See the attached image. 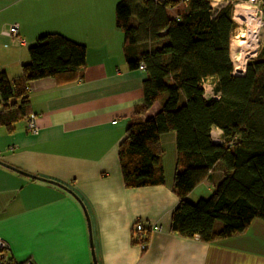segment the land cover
<instances>
[{"label":"crops","instance_id":"obj_1","mask_svg":"<svg viewBox=\"0 0 264 264\" xmlns=\"http://www.w3.org/2000/svg\"><path fill=\"white\" fill-rule=\"evenodd\" d=\"M120 0H0V72L13 79L30 61L38 38L59 33L87 49L83 77L69 84L53 78L29 83L31 115L13 132L0 126V160L69 189L33 179L0 164V238L13 263L35 264H264V221L254 219L247 232L206 243L170 232L178 204L172 190L176 166H166L165 184L127 189L118 148L143 101V69H131L141 45H127L116 26ZM19 25L20 43L10 34ZM157 101L143 118L161 108ZM222 136V135H221ZM176 151V134L160 136ZM217 163L207 186L211 193L223 177ZM190 201V200H189ZM150 232L146 249L135 244L134 224Z\"/></svg>","mask_w":264,"mask_h":264},{"label":"trees","instance_id":"obj_2","mask_svg":"<svg viewBox=\"0 0 264 264\" xmlns=\"http://www.w3.org/2000/svg\"><path fill=\"white\" fill-rule=\"evenodd\" d=\"M259 1L264 12V0ZM115 20L127 45L143 47L128 61L130 68L143 64L146 72L143 101L118 148L124 186L165 184L160 136L173 132L172 190L179 201L171 213V233L210 243L247 232L254 219L264 221V47L243 77L233 76L232 5L213 11L212 0H120ZM29 55L18 77L0 72V126L8 132L31 115L29 83L43 78L60 85L76 82L83 77L87 49L49 33L38 38ZM207 78L219 99L203 96ZM161 99L160 110L144 119ZM214 128L222 131L221 142L213 141ZM217 163L222 179L208 198L191 203L187 196L210 178ZM133 234V243L148 246V227L141 236ZM2 264L14 263L8 258Z\"/></svg>","mask_w":264,"mask_h":264},{"label":"built area","instance_id":"obj_3","mask_svg":"<svg viewBox=\"0 0 264 264\" xmlns=\"http://www.w3.org/2000/svg\"><path fill=\"white\" fill-rule=\"evenodd\" d=\"M212 0L213 11L230 4H233V19L236 21V27L233 33L238 38L239 43L236 46V50H232L231 42V63H232V75L236 77H243L246 74L249 63L257 59L260 55L262 48L264 47V12L259 0ZM238 19L240 21H238ZM246 23V27L243 26ZM243 26V27H242ZM10 34L13 38L23 43L24 40L19 36V25L13 23L10 25ZM245 43V44H244ZM140 69H145L143 64L140 65ZM202 87L204 89L203 96L206 99H219L220 93L215 90V83L212 78H207L202 81ZM27 128L33 134L39 133V127L36 124L35 116L30 115L26 119ZM222 131L218 128H214L211 131V137L214 142H221ZM142 222L137 221L133 226V233L141 236L144 230ZM160 228L157 225H153L149 228V231H157ZM142 249H145L146 244H141ZM8 244L0 238V264L8 260L7 254L9 253ZM14 264H35L30 260L22 263Z\"/></svg>","mask_w":264,"mask_h":264},{"label":"rangeland","instance_id":"obj_4","mask_svg":"<svg viewBox=\"0 0 264 264\" xmlns=\"http://www.w3.org/2000/svg\"><path fill=\"white\" fill-rule=\"evenodd\" d=\"M233 2H236V1L233 0ZM229 5H232V12H233L234 7H233L232 2H230ZM178 10H180V8ZM169 12L171 14H174V13L177 12V10H170ZM238 21H240V20L238 19ZM245 25H246V23H243V26L244 27H246ZM235 34L236 33H233L232 36H231L232 50L233 51L236 50V46L239 43V40H238L239 37L237 38L235 36ZM162 148H163V152H164L163 153V157H164V161H165V164H166L167 168H168V166H173L174 165L173 155H176V151L174 153L173 147L171 146V141L169 139L166 140V141H163ZM211 194L212 193L207 190V186H202L201 188L199 187L197 190H195L193 192V194L190 196V199L189 200H190L191 203H197L198 200H200L201 198L206 199Z\"/></svg>","mask_w":264,"mask_h":264},{"label":"water","instance_id":"obj_5","mask_svg":"<svg viewBox=\"0 0 264 264\" xmlns=\"http://www.w3.org/2000/svg\"><path fill=\"white\" fill-rule=\"evenodd\" d=\"M0 164L3 165V166H5V167H7V168H9V169H12V170H14V171H16V172H18V173H20V174H23V175H25V176H27V177H30V178H33V179H37V180H41V181H46V182H49V183L55 184V185H57V186H59V187L65 189V190H68V191H69V189H68L67 187H65V186H63V185H61V184H59V183H57V182H55V181L48 180V179H44V178L38 177V176H36V175H32V174L26 173V172L21 171V170L15 168V167H13V166H11V165H9V164L3 162V161H1V160H0Z\"/></svg>","mask_w":264,"mask_h":264},{"label":"bare ground","instance_id":"obj_6","mask_svg":"<svg viewBox=\"0 0 264 264\" xmlns=\"http://www.w3.org/2000/svg\"><path fill=\"white\" fill-rule=\"evenodd\" d=\"M245 44V43H244Z\"/></svg>","mask_w":264,"mask_h":264}]
</instances>
